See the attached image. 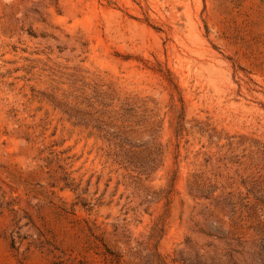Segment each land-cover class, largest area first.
Returning a JSON list of instances; mask_svg holds the SVG:
<instances>
[{"label": "rangeland", "instance_id": "rangeland-1", "mask_svg": "<svg viewBox=\"0 0 264 264\" xmlns=\"http://www.w3.org/2000/svg\"><path fill=\"white\" fill-rule=\"evenodd\" d=\"M0 264H264V0H0Z\"/></svg>", "mask_w": 264, "mask_h": 264}]
</instances>
